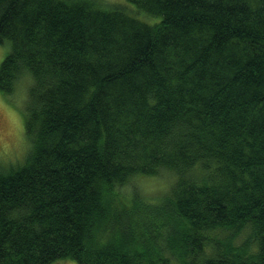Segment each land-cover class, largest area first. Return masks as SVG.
<instances>
[{
    "label": "trees",
    "instance_id": "obj_1",
    "mask_svg": "<svg viewBox=\"0 0 264 264\" xmlns=\"http://www.w3.org/2000/svg\"><path fill=\"white\" fill-rule=\"evenodd\" d=\"M128 1L0 0V264H264V0Z\"/></svg>",
    "mask_w": 264,
    "mask_h": 264
},
{
    "label": "rangeland",
    "instance_id": "obj_2",
    "mask_svg": "<svg viewBox=\"0 0 264 264\" xmlns=\"http://www.w3.org/2000/svg\"><path fill=\"white\" fill-rule=\"evenodd\" d=\"M103 4L119 3L127 6L130 12L136 14L135 5L128 0H100ZM144 13V12H143ZM137 15V14H136ZM149 22L158 21L156 15L141 14L137 15ZM9 50L8 43H0V64ZM27 98V88L23 87L18 92L11 94L0 90V163L9 166L22 164L30 149V140L25 132V106ZM160 175V174H159ZM155 175H144L134 177L131 184L138 185L143 192L149 196L158 195L160 190L167 187L173 179L172 172H162L160 177ZM130 189V186L126 188ZM157 193V194H156ZM248 232V230H246ZM246 235V233H245ZM55 264H80L73 259H65ZM167 264H181L179 261L172 260Z\"/></svg>",
    "mask_w": 264,
    "mask_h": 264
}]
</instances>
